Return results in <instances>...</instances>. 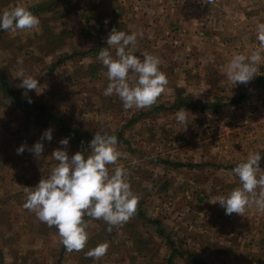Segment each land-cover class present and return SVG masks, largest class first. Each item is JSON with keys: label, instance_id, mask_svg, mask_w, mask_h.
I'll return each mask as SVG.
<instances>
[{"label": "rangeland", "instance_id": "374dc122", "mask_svg": "<svg viewBox=\"0 0 264 264\" xmlns=\"http://www.w3.org/2000/svg\"><path fill=\"white\" fill-rule=\"evenodd\" d=\"M42 4L53 9L35 15L40 21L35 29L0 30V74L12 88L23 90L24 98L46 106L64 128L78 134L61 132L53 118L46 125L34 117L25 119L0 90V162L4 164L6 153L12 158L7 172L0 167V264H193L189 255L204 264H261L257 250L246 253L243 246L260 240L256 234L264 232V211L250 204L241 216L225 215L218 202L212 203L240 186L232 170L249 153L261 152L264 174V92L259 79L234 85L219 66L189 71L183 88L165 87L150 107L126 110L116 95L103 94L107 70L98 52L90 51L102 43L95 20L86 24L87 9L94 6L110 15L109 5L100 0H0V12ZM21 69L39 80L37 92L22 88L16 77ZM183 101L191 105L171 107ZM183 109L189 124L184 131L176 121ZM47 129H52L51 141L42 139ZM97 132L121 135L117 163L129 169V183L140 198L136 211L159 227L134 214L108 231L102 219L85 216L86 246L68 252L57 228L23 207L24 187H34L50 174L57 164L51 153L64 147L61 139H68L71 156L78 146L90 151L89 141ZM86 134L92 137L84 138ZM36 142L44 145L40 156L27 150ZM22 144L27 148L18 155ZM229 238L234 239L231 246ZM103 242L109 244L104 256L87 255Z\"/></svg>", "mask_w": 264, "mask_h": 264}, {"label": "clouds", "instance_id": "9594fccd", "mask_svg": "<svg viewBox=\"0 0 264 264\" xmlns=\"http://www.w3.org/2000/svg\"><path fill=\"white\" fill-rule=\"evenodd\" d=\"M39 23V18L23 6L0 12V30L30 31ZM137 35L113 28L106 39L107 47H102L97 57L106 68L109 80L103 94L116 95L126 110L155 104L168 83L166 74L160 70L161 59L158 56L145 52L141 58L134 54L130 46L136 44ZM257 40L264 46V23L257 25ZM110 48L115 49V56ZM262 59L264 54L260 48L250 56L234 55L226 68L227 78L234 85L247 84L256 76L257 65ZM17 63L22 64L23 59L18 58ZM16 77L21 79L23 89L37 92L39 80L26 75L23 69ZM27 102H33L31 97ZM187 115L186 109L176 113V121L183 131L189 125ZM52 138V129L45 130L42 139L51 141ZM59 143L64 147L51 153L57 164L50 174L41 178L34 187H24L27 195L23 207L34 212L41 222L56 227L68 252H78L85 248L89 238L85 216L102 219L109 225L107 230L111 231L112 227L122 226L136 213L140 198L129 183V169L117 163L122 153L117 148L115 135L97 132L89 141L90 151H77L71 156L67 152L68 139H61ZM26 148L27 145L22 144L16 149L17 154H22ZM27 150L40 156L44 145L36 142ZM260 160V151L251 152L245 161L233 168V175L238 177L240 186L212 202H218L225 215L236 213L241 216L250 204L264 211V174H261ZM109 166H113L111 170ZM108 248L109 244L103 242L89 250L87 255L99 259Z\"/></svg>", "mask_w": 264, "mask_h": 264}, {"label": "crops", "instance_id": "0c3cea01", "mask_svg": "<svg viewBox=\"0 0 264 264\" xmlns=\"http://www.w3.org/2000/svg\"><path fill=\"white\" fill-rule=\"evenodd\" d=\"M100 2L109 5L110 15L116 17L117 22H113L116 23L113 25H120L126 33L138 34L136 44L130 46L134 53L140 56L146 52L161 59L160 70L166 74L168 88L186 86V74L189 71L218 70V66H222L220 71L226 74L227 65L234 55L250 56L256 45L264 54V46L257 40V25L264 23V0ZM98 24H103L104 27L107 25L102 21ZM100 32V43L103 46L109 33L105 30ZM110 52L114 55L115 49L110 48ZM263 64L264 59L257 66ZM172 79L175 80L171 81ZM258 81L262 82L261 79ZM8 159L12 158H7L6 153L2 156L4 164L0 162V167L4 166L5 172ZM263 233L261 230L259 235L256 234L260 237L258 242H250V247L247 244L243 246L246 253L249 248H255L261 264H264ZM229 239L228 244L231 246L234 244L231 240L234 239ZM245 264L253 262L245 260Z\"/></svg>", "mask_w": 264, "mask_h": 264}, {"label": "trees", "instance_id": "16d2710c", "mask_svg": "<svg viewBox=\"0 0 264 264\" xmlns=\"http://www.w3.org/2000/svg\"><path fill=\"white\" fill-rule=\"evenodd\" d=\"M56 6H57V4L54 3L52 7L54 8ZM52 7H51V5H49V7H48V5L42 4V6L30 8L29 10L34 15H37V14H39V12L42 13L44 11H48V12L52 11V9H53ZM93 7L94 6H90L89 9H87V11H88L87 13H89V14H88V19H87L86 24L89 23L88 20L94 19L95 22H93V24L97 25L95 28H97L98 31L105 30L106 32L109 33L111 31V29H113V28H116L117 30H120V31H125V29L123 27H121L120 25H113V24H116L113 22H117L116 17H114L112 15H108L107 13H106V15H103L100 12H97L96 9H93ZM66 13H68V12L66 11ZM104 19H106V21H107V25L105 27L103 26V24H101V25L98 24V22H101V21L105 22ZM111 26H113V27H111ZM102 47L103 46H99V47L97 46V48H91L90 51H97L99 53V51L101 50ZM0 90L14 103L16 109H18L23 114L25 119H29L30 117H32V118L34 117L36 123L41 124L43 122V124L46 125L47 120L53 118L55 121H57L61 132L72 133L74 136H76L78 134L77 131L70 130L68 128H64L63 121L58 116H56V117L52 116V114L49 113L46 106L35 104L33 102L28 103L27 102L28 99H26L22 96L23 90L12 88L10 86V84L8 83L7 78L2 74H0ZM189 105H191L189 102L183 101V102H178V104H174L171 107L172 108H178V107L189 106ZM89 137H92V136L88 135V134H86L84 136V138H89ZM116 137L118 139V143L119 142L123 143V140H122V137L120 134H118ZM78 148L80 150L82 149L80 146H78ZM135 215L138 216L139 218H141L146 223L157 224V226L159 227L158 222H154L152 220L147 219V217L143 213L136 211ZM159 229L160 228H157V231L159 233H162V232H160ZM161 235L163 236V234H161ZM168 244L171 245L170 242ZM179 255H182V254L180 253ZM189 257H190L193 264H204V263L198 262L193 255H189Z\"/></svg>", "mask_w": 264, "mask_h": 264}, {"label": "built area", "instance_id": "2783aa9c", "mask_svg": "<svg viewBox=\"0 0 264 264\" xmlns=\"http://www.w3.org/2000/svg\"><path fill=\"white\" fill-rule=\"evenodd\" d=\"M256 49H258V46L257 45L255 46V50ZM219 68H222V66H219ZM255 75H256L255 77H257L258 79H261L262 80V82H261L262 83V90L264 92V64L261 65V66H257V72L255 73ZM263 95H264V93H263ZM262 99H263L262 103L264 105V96H263ZM242 102H240V103H242ZM247 102L249 103L250 100H248Z\"/></svg>", "mask_w": 264, "mask_h": 264}]
</instances>
